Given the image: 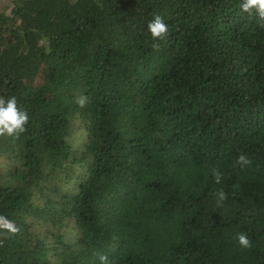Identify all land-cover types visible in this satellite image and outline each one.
Returning <instances> with one entry per match:
<instances>
[{"label": "trees", "instance_id": "1", "mask_svg": "<svg viewBox=\"0 0 264 264\" xmlns=\"http://www.w3.org/2000/svg\"><path fill=\"white\" fill-rule=\"evenodd\" d=\"M240 3L0 10V99L29 117L0 135V215L18 227L0 264H264V18Z\"/></svg>", "mask_w": 264, "mask_h": 264}, {"label": "clouds", "instance_id": "2", "mask_svg": "<svg viewBox=\"0 0 264 264\" xmlns=\"http://www.w3.org/2000/svg\"><path fill=\"white\" fill-rule=\"evenodd\" d=\"M240 9L243 12H251L254 10L256 15L264 18V0H241ZM147 30L153 38H163L168 31V25L160 16H155L147 25ZM80 104L84 100L79 101ZM28 114L17 106L16 98L10 97L7 100L0 99V135L16 138L20 133L25 131V126L28 122ZM241 165L246 164V158L241 155L239 158ZM213 176L216 183H220L221 174L213 169ZM219 200H224L226 194L223 191L218 192ZM0 230L3 234H15L18 232V227L5 216L0 215ZM238 243L243 248L251 246V240L245 233L238 234ZM100 264H109L108 257L101 255L99 257Z\"/></svg>", "mask_w": 264, "mask_h": 264}, {"label": "rangeland", "instance_id": "3", "mask_svg": "<svg viewBox=\"0 0 264 264\" xmlns=\"http://www.w3.org/2000/svg\"><path fill=\"white\" fill-rule=\"evenodd\" d=\"M12 6H13V0H0V10L8 13L11 10ZM80 132L81 131H75L72 134V138H74V140H76L75 138H77L79 136Z\"/></svg>", "mask_w": 264, "mask_h": 264}]
</instances>
